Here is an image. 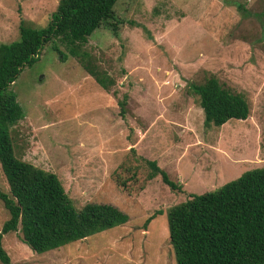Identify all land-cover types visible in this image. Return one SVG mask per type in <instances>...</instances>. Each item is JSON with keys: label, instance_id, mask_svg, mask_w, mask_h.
<instances>
[{"label": "rangeland", "instance_id": "374dc122", "mask_svg": "<svg viewBox=\"0 0 264 264\" xmlns=\"http://www.w3.org/2000/svg\"><path fill=\"white\" fill-rule=\"evenodd\" d=\"M57 2L0 0V42L18 38L21 19L45 26ZM82 49L113 85L103 89L64 45L47 42L10 85L24 113L9 128L13 151L53 172L76 208L106 202L128 219L42 253L18 230L2 247L11 264H175L167 210L264 166V0H117ZM208 76L245 97V119L203 125L188 84ZM144 159L180 189L148 180ZM0 190L9 194L1 168ZM7 217L0 200V226Z\"/></svg>", "mask_w": 264, "mask_h": 264}, {"label": "trees", "instance_id": "16d2710c", "mask_svg": "<svg viewBox=\"0 0 264 264\" xmlns=\"http://www.w3.org/2000/svg\"><path fill=\"white\" fill-rule=\"evenodd\" d=\"M116 1L58 0L45 26L32 27L21 19L18 38L0 42V168L9 188V194L0 190L8 213L0 226L1 264H11L1 242L7 232L18 230L23 243L42 253L128 219L125 212L106 202H87L76 208L53 172L15 156L9 134V128L24 116L10 85L52 39L64 45L100 87L108 90L113 85L82 46L95 28L113 17ZM108 25L116 34V22ZM60 52L64 59L66 55ZM188 88L202 109L204 126L219 127L229 119L249 115L245 97L221 86L214 76L189 83ZM117 104L123 116L125 95ZM144 161L150 169L148 180L159 175L170 189H180L154 160ZM166 225L175 264H264V166L244 170L212 191L189 193L185 201L167 210Z\"/></svg>", "mask_w": 264, "mask_h": 264}]
</instances>
